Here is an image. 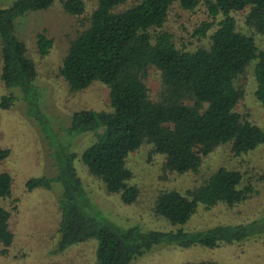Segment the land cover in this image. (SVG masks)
<instances>
[{
  "label": "trees",
  "instance_id": "1",
  "mask_svg": "<svg viewBox=\"0 0 264 264\" xmlns=\"http://www.w3.org/2000/svg\"><path fill=\"white\" fill-rule=\"evenodd\" d=\"M88 1L89 8L87 0L60 2L65 14H83L85 19L83 23L78 19L80 28L67 38L56 75L70 92L93 82L102 84L107 90L106 108L72 111L66 126L70 138L90 131L93 140L76 153L70 150L69 140L60 142L56 129L47 141L54 175L29 177L24 182L27 191L48 189L52 181L60 186L56 239L49 253H60L93 238L92 264H127L154 244L214 247L241 242L264 230L256 218L201 230L142 231L136 225L118 226L93 207L73 165L78 158L104 193L117 194L124 204H147L151 217L171 225L184 223L198 203L207 209L218 202L231 206L251 197L255 190L249 183L240 185L239 171L217 166L196 184L180 190L160 188L153 193L147 186L148 193L141 200V190L126 161L129 152L142 143L149 144L148 162L153 164V157L161 159L158 182L162 185L168 174H196L201 160L224 145L235 156L264 145V130L251 113L235 110L244 90L234 84L250 66L251 96L264 109V0H131L127 5V0ZM55 3L13 0L0 6V82L18 91L17 95H0V109L7 110L20 99L27 115L43 131L36 65L14 29L17 19L47 11ZM199 3L205 5L211 19L192 29L191 37L202 39L197 43L178 36L169 18L176 7L192 11ZM238 13L245 29L235 19ZM52 43L46 29L33 32L32 46L39 57L48 53ZM150 70L157 74L153 95L146 82ZM9 154L8 148H1L0 160ZM11 181V175L0 170V199L10 198ZM15 208L13 205L12 210ZM8 217L9 212L0 206V255L13 239ZM186 264L218 263L199 260Z\"/></svg>",
  "mask_w": 264,
  "mask_h": 264
},
{
  "label": "rangeland",
  "instance_id": "2",
  "mask_svg": "<svg viewBox=\"0 0 264 264\" xmlns=\"http://www.w3.org/2000/svg\"><path fill=\"white\" fill-rule=\"evenodd\" d=\"M13 0H0L5 6ZM61 0L47 11L27 13L16 20L14 32L27 47L29 56L36 65L35 83L40 91L39 105L44 114L42 130L37 121L27 115L25 104L16 99L7 110L0 109V149L8 148L10 154L0 160V170L11 175V195L6 200L0 199V206L9 212L7 228L13 233L11 244L0 255V264H92L95 239L75 243L60 253L50 254L54 247L57 226L56 201L60 186L52 181L48 189L37 187L29 191L24 189V182L29 177L48 176L55 173L49 155L47 141L58 131L59 140H69L70 150L79 153L92 140V132L83 131L73 138L66 132L69 115L80 108L99 110L106 108L107 90L93 82L78 92H70L65 83L56 75L61 57L66 47V40L80 28V17L65 14L60 7ZM131 0H127V5ZM89 8V1L87 0ZM123 5V6H125ZM241 13L235 19L245 29ZM80 19V23L79 20ZM208 16L205 5L199 3L192 11L175 8L169 18V24L183 39L201 42L191 37L192 29ZM46 29V34L53 38L48 53L39 57L32 46L33 32ZM183 29V32L181 31ZM182 34V35H181ZM180 37H177V39ZM251 68L235 78L234 84L244 90L243 98L235 105L240 113L250 112L254 122L264 130V109L253 100L251 91L253 81ZM150 93L157 87V74L150 70L146 79ZM17 89L5 88L0 82V95ZM70 138V139H69ZM149 144L142 143L136 150L127 154V166L133 172V181L141 190V200L146 194L160 188L176 189L196 184L217 166L237 170L241 173L240 185H252L255 192L241 203L227 206L218 202L210 208L197 204L195 211L182 224L171 225L164 220L154 219L146 210L147 204H124L115 193L103 192L100 182L91 177L78 158L73 160L76 174L92 205L112 223L127 227L136 225L140 230H201L217 224L248 223L258 219L264 224V145L247 154L235 156L229 146L224 145L206 157L196 174L190 172L182 176L168 174L164 184H160L158 164L160 157H153V164L148 162ZM156 156V155H154ZM151 165H155L152 167ZM163 180V178H162ZM161 182V180H160ZM149 187L148 192L145 191ZM178 188V189H177ZM156 191V192H157ZM155 192V193H156ZM155 195V194H154ZM153 195V196H154ZM151 197V196H150ZM148 197V200L149 198ZM15 205V210L12 206ZM1 247V246H0ZM199 260H211L218 264H264V230L244 238L241 242L219 244L214 247L191 245L186 248L154 244L144 253L135 256L127 264H186Z\"/></svg>",
  "mask_w": 264,
  "mask_h": 264
}]
</instances>
